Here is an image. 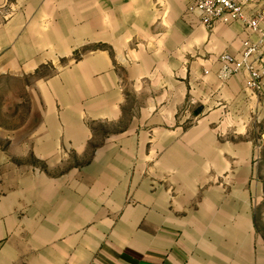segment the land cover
<instances>
[{"label": "crops", "instance_id": "crops-1", "mask_svg": "<svg viewBox=\"0 0 264 264\" xmlns=\"http://www.w3.org/2000/svg\"><path fill=\"white\" fill-rule=\"evenodd\" d=\"M189 1L0 0V67L36 79L18 141L51 159L39 144L102 142L91 199L77 178L61 202H20L27 218L0 202V264H264V78L252 90L220 59L254 35L205 26ZM128 91L123 129L95 131Z\"/></svg>", "mask_w": 264, "mask_h": 264}, {"label": "rangeland", "instance_id": "rangeland-1", "mask_svg": "<svg viewBox=\"0 0 264 264\" xmlns=\"http://www.w3.org/2000/svg\"><path fill=\"white\" fill-rule=\"evenodd\" d=\"M12 1L7 0V2ZM6 6V12L9 14L14 8ZM7 13L6 16H8ZM82 52L83 48L76 50L75 58H80ZM1 66L0 154L5 157L4 161L0 163V202H6V208L1 217L13 220L15 217H29L31 212L29 205L20 207V202H46L47 199L61 202L63 198L68 199L70 193L72 194L71 190H77V185H74L76 183H73V179L77 178L81 182L83 179L85 180L87 199H91V195L94 194L93 179L98 177L93 173L97 167L95 163L97 160L93 159V154L96 147L101 145V138H91L84 144L42 143L39 144L40 150L53 147L55 155L59 156L52 159L35 158L29 149L31 144L19 142V133L16 135L15 132L19 130L21 123L25 120L28 122L29 106L32 100L29 92L30 82L35 83L36 79H31L30 73L24 72L23 65H21V70L19 69L21 66L15 68L9 63L1 64ZM53 67L55 68L54 65L51 67L49 64L39 65L38 76L45 75L46 71L53 72ZM42 80L44 81L46 78L43 77ZM39 101L43 102V99ZM82 104L83 108L92 106L94 104L93 97H87L85 103ZM56 105L60 107L59 104L56 103ZM118 120L116 124L112 125L96 123L93 128L95 131L103 130L105 133L118 132L123 129L125 122L129 120V91L125 96L122 114ZM53 121L55 125L63 121L60 113L55 116ZM70 121L73 122L74 119L70 118ZM56 133H59V129L55 130L54 135ZM3 135L4 138L1 137ZM77 168L80 169L79 174Z\"/></svg>", "mask_w": 264, "mask_h": 264}, {"label": "built area", "instance_id": "built-area-1", "mask_svg": "<svg viewBox=\"0 0 264 264\" xmlns=\"http://www.w3.org/2000/svg\"><path fill=\"white\" fill-rule=\"evenodd\" d=\"M187 12L209 28L217 22L227 25L242 22L254 37L243 40L238 55L229 52L220 55L223 75L230 76L244 69L248 73L247 87L261 90L264 78V0H190Z\"/></svg>", "mask_w": 264, "mask_h": 264}]
</instances>
